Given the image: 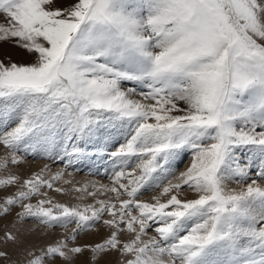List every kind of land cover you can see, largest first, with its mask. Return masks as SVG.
Returning a JSON list of instances; mask_svg holds the SVG:
<instances>
[{
	"label": "snow or ice",
	"instance_id": "obj_1",
	"mask_svg": "<svg viewBox=\"0 0 264 264\" xmlns=\"http://www.w3.org/2000/svg\"><path fill=\"white\" fill-rule=\"evenodd\" d=\"M0 42L30 57L0 59V264H264V0H0ZM37 150L110 184L9 170Z\"/></svg>",
	"mask_w": 264,
	"mask_h": 264
},
{
	"label": "rangeland",
	"instance_id": "obj_2",
	"mask_svg": "<svg viewBox=\"0 0 264 264\" xmlns=\"http://www.w3.org/2000/svg\"><path fill=\"white\" fill-rule=\"evenodd\" d=\"M10 47L13 48V45L0 42V59L5 60V62H7V60L9 59L16 62H25L30 59V57L27 54L20 55ZM126 86L130 87L131 85H126ZM139 92L140 89L138 88L137 94L133 98L140 99ZM105 125L106 126L101 129L102 135L106 136L110 133L113 142L117 140L123 142L120 131H118L117 128H114L112 125L107 124V122H105ZM87 150L90 153L94 152L96 150L95 145L93 143H89L87 145ZM55 151L59 152L60 149L57 148L55 149ZM242 152L244 154H247L246 149L242 150ZM21 154L24 157V163H22L19 166L11 165L9 170L18 173L25 178L30 176L32 173L39 172L42 168L45 167V165H47L48 168L50 169V173H55L57 171H62V170L65 171L66 174L64 176V180H71L72 185L82 186L84 184H88L92 182L96 183L97 185L110 184L109 176L111 175L112 164H111V160H109L106 157L90 155L88 157L82 158L78 163H75L72 166H66L67 165L66 159L59 160V159L43 158V153L40 150H37L36 152L29 151L28 153H21ZM3 155H5V150L3 146H0V156ZM190 159H191L190 151H185L182 154L181 158L176 162L175 167H176L177 175L179 174V172L183 171L188 166ZM4 174L6 173H0V175H4ZM252 178L257 179L255 175H253ZM64 180L56 182L55 186L63 187L65 189L71 188L72 185L65 184ZM48 191H49V196L52 197L54 201L61 203H68L70 205H76L81 203L80 200L76 199V196L79 195L77 193H69V192L56 193L53 190H48ZM155 194H156V190L143 191V194L141 195L140 198L143 200H150L151 196ZM186 195L189 198H191L194 194L188 192L186 193ZM91 201L92 198L88 197L83 201V203H90ZM33 203H35V201H33ZM13 218H14V213L13 215H9L3 219H0V235L3 234V230L6 226L9 227L11 226V222ZM62 231L63 230L59 228L53 230L51 236L48 237L47 239L51 240L56 238V236ZM104 236H105V231L102 228L99 231L85 232L81 234L78 243L84 244V243L100 242L104 238ZM32 239L35 240L34 237ZM39 242L43 243L45 241H39ZM8 250L10 251L11 258L13 260H17L19 258L18 251L14 248V246L9 245ZM88 259H89L88 255L85 254L78 259L77 264H87ZM116 261H117V256L109 255L104 258L101 264H116Z\"/></svg>",
	"mask_w": 264,
	"mask_h": 264
},
{
	"label": "bare ground",
	"instance_id": "obj_3",
	"mask_svg": "<svg viewBox=\"0 0 264 264\" xmlns=\"http://www.w3.org/2000/svg\"><path fill=\"white\" fill-rule=\"evenodd\" d=\"M10 48H12V47H10ZM15 52H17V53H19L20 55H25L26 53H24L23 52V50H21V49H19V48H16V47H14L13 46V48H12ZM106 126V125H105Z\"/></svg>",
	"mask_w": 264,
	"mask_h": 264
}]
</instances>
